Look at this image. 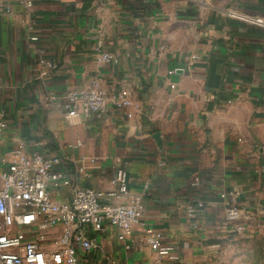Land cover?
<instances>
[{"label":"crops","instance_id":"crops-1","mask_svg":"<svg viewBox=\"0 0 264 264\" xmlns=\"http://www.w3.org/2000/svg\"><path fill=\"white\" fill-rule=\"evenodd\" d=\"M226 10L264 18V0H36L29 16L19 5L12 15L0 10V108L8 119L0 172L24 143L28 153L69 159L70 171L71 159L102 158L82 187L106 190L118 158L132 192L149 185L130 239L120 241L109 225L75 231L93 244L77 250L78 264H216L221 245L239 235L225 219L231 192L251 216L243 234L264 225V30ZM101 51L118 62L99 64ZM41 60L53 67L47 76ZM96 77L109 92H131V119L111 105L102 120L65 115L66 94ZM52 196L71 198L67 189ZM148 228L175 247L178 261L149 248Z\"/></svg>","mask_w":264,"mask_h":264},{"label":"built area","instance_id":"built-area-1","mask_svg":"<svg viewBox=\"0 0 264 264\" xmlns=\"http://www.w3.org/2000/svg\"><path fill=\"white\" fill-rule=\"evenodd\" d=\"M35 1L0 0V10L12 15L13 6L19 5L29 16ZM225 13L248 26L264 30V18L261 16L228 10ZM97 62L117 63L118 59L112 53L101 51ZM38 67L41 76H47L53 68L47 60H41ZM173 73V70L168 71V75ZM171 87L174 88L175 84ZM56 101L54 96L47 99V103ZM109 105L124 112L129 119L133 117L135 102L131 92L127 89L109 92L99 77L82 89L69 91L62 101V108L69 118L79 116L102 120ZM7 128L6 113L0 108V137ZM81 145V141H76L72 147ZM101 160L97 156L81 155L71 159L74 170L70 171L66 168L69 167V159L65 160L60 155L28 153L24 143L3 159L2 164L6 168L0 172V264H78L77 250L90 251L93 248L90 240L75 233L85 225L95 231L109 225L123 242L132 237L134 227L143 219L149 185L145 184L137 193L132 192L125 164L118 158L106 190L82 187L80 180L88 177L91 171L98 170ZM191 186L197 187L198 183ZM61 189L68 190L71 197L68 202L53 198L52 192ZM234 196L235 193L231 192L224 201L225 219L228 224L235 225L237 234H243L244 223L251 216L233 203ZM202 206V203L189 205L188 214L193 216ZM56 227L61 228L60 234L51 240V230ZM145 242L159 257L179 260L175 247L164 244L157 231L146 229Z\"/></svg>","mask_w":264,"mask_h":264},{"label":"rangeland","instance_id":"rangeland-1","mask_svg":"<svg viewBox=\"0 0 264 264\" xmlns=\"http://www.w3.org/2000/svg\"><path fill=\"white\" fill-rule=\"evenodd\" d=\"M215 256L216 264H264V225L232 237Z\"/></svg>","mask_w":264,"mask_h":264}]
</instances>
